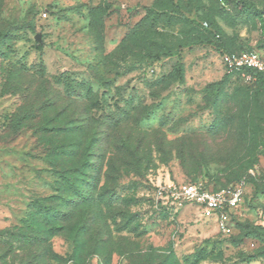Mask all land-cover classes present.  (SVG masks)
Masks as SVG:
<instances>
[{
	"label": "rangeland",
	"instance_id": "374dc122",
	"mask_svg": "<svg viewBox=\"0 0 264 264\" xmlns=\"http://www.w3.org/2000/svg\"><path fill=\"white\" fill-rule=\"evenodd\" d=\"M228 2L0 0V264H264V90L221 59L264 26ZM78 173L110 207L81 250L66 222L32 248L31 204ZM191 182L242 191L225 230Z\"/></svg>",
	"mask_w": 264,
	"mask_h": 264
},
{
	"label": "trees",
	"instance_id": "16d2710c",
	"mask_svg": "<svg viewBox=\"0 0 264 264\" xmlns=\"http://www.w3.org/2000/svg\"><path fill=\"white\" fill-rule=\"evenodd\" d=\"M225 2L228 1L223 0V3ZM228 3L231 4L233 10L238 14L253 16L259 20L262 27L264 26L263 12L257 10L254 3L247 0H233ZM224 54L226 53H223V55ZM250 74L256 82L260 83L264 90V73L250 72ZM182 78L183 75L178 77L176 82L181 81ZM90 156L91 153L87 151L84 160L85 166L91 164V160L89 159ZM90 175L93 174H89V176ZM89 176H86V174L84 175V173H78L74 179L72 177H66L63 180L65 186L62 190L65 195L62 192L61 194L34 201L31 204V212L18 228L17 236L27 240L32 248L40 247L43 245L42 242H44L46 236H55L63 229L61 223L66 222L70 224V227L67 229L69 235L72 237V241L75 243L76 251L81 250L84 244V238L91 230L88 228L89 222L95 221L101 214L99 204L110 207L114 199L112 194L108 198L104 189H101L95 196L91 194L92 191L95 193L97 180L93 181L94 179L92 178L90 183L88 182L90 179ZM68 199L75 200L71 203L69 210L62 211V206L68 203ZM39 221L42 223L41 225L38 223ZM92 237L95 238V235L92 234ZM95 241L99 243L100 239H96ZM98 250L99 247L96 246L94 253L98 252Z\"/></svg>",
	"mask_w": 264,
	"mask_h": 264
},
{
	"label": "built area",
	"instance_id": "2783aa9c",
	"mask_svg": "<svg viewBox=\"0 0 264 264\" xmlns=\"http://www.w3.org/2000/svg\"><path fill=\"white\" fill-rule=\"evenodd\" d=\"M221 59L228 72L264 73V55L256 51L224 54ZM173 196L180 202L195 205L202 217L215 218L218 227L225 230L228 222L227 212L230 213L239 203L242 191L240 189L213 191L202 183H189L180 187Z\"/></svg>",
	"mask_w": 264,
	"mask_h": 264
}]
</instances>
